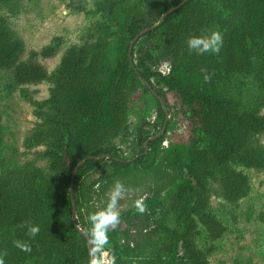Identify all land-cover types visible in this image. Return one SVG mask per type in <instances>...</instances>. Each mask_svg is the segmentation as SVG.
Listing matches in <instances>:
<instances>
[{
	"label": "trees",
	"instance_id": "16d2710c",
	"mask_svg": "<svg viewBox=\"0 0 264 264\" xmlns=\"http://www.w3.org/2000/svg\"><path fill=\"white\" fill-rule=\"evenodd\" d=\"M15 1L0 0V6ZM132 1L97 0L93 13L100 18L92 31L65 51L51 73L41 58L54 56L55 48L33 51L24 59L23 41L0 15V69L11 71L19 85L51 84L49 98L34 102L41 121L25 145L45 146L38 155L47 158L57 174L51 178L34 163L18 165L0 147V252L7 251L5 264H89L87 239L72 221L69 189L73 169L90 155L100 158L88 159L74 183L78 224L85 230L90 227L83 188L87 174L110 166L117 176L151 170L162 161L182 174L166 198L168 205L166 200L146 198L148 212L134 210L125 216L129 225L134 216L144 229V223L162 210L159 226L143 239L131 238L130 226L109 231L105 248L115 264H212L209 256L229 230L212 206V196L238 208L252 186L237 168L264 172V0H188L137 40L135 67L128 57L131 40L183 0ZM210 31L222 33L220 52L189 53L187 38ZM163 61L170 63L167 73L155 68ZM202 69L209 74L207 81ZM140 75L165 98L170 115L174 110L180 113L186 138L161 149L167 131L173 129L171 120L165 133L149 142L146 154L140 155L144 147L134 141L139 151L125 158L119 144L132 141V117L138 136L141 126L153 125V135L157 134L166 119L160 100ZM234 80L254 86L253 104L233 98L229 89ZM153 112L156 120L150 122ZM172 152L175 161L170 160ZM104 154L111 157L103 158ZM258 218L264 223V198ZM25 221L40 227L27 253L13 246L16 239L29 240L19 227ZM200 227L210 242L207 246H199ZM233 264L246 263L236 259Z\"/></svg>",
	"mask_w": 264,
	"mask_h": 264
},
{
	"label": "rangeland",
	"instance_id": "374dc122",
	"mask_svg": "<svg viewBox=\"0 0 264 264\" xmlns=\"http://www.w3.org/2000/svg\"><path fill=\"white\" fill-rule=\"evenodd\" d=\"M97 0H16L10 6H0V15L7 18L9 27L15 36L21 39L25 45L24 59L31 52H41L44 49L55 48L56 54L47 58H41L48 72H53L60 63L65 51L74 45L80 44L92 31L93 25L100 15L93 13ZM133 0L132 3H134ZM151 20V18H149ZM120 45V43L118 42ZM117 44L116 52L119 45ZM138 53H136V56ZM111 63L114 64V54H110ZM157 70L167 73L170 69L169 61H163L157 66ZM51 84L43 81L38 84L19 85L13 80V74L6 69H0V147L6 157L14 156L18 165L34 163L42 168L45 173L55 178L57 174L47 158H42L38 152L44 151L45 146L28 149L25 145L26 139L32 135L36 125L41 121L39 108L34 102H44L50 96ZM233 98H242L253 104L255 88L247 82L234 80L229 89ZM43 110L48 111V108ZM157 112H153L149 118L150 122L156 120ZM172 128L167 131L166 139L161 149H169L177 146L186 138V125L176 110L169 121ZM134 128V136L128 144H119L120 153L125 158H130L139 151L133 143L139 140L135 129L136 118L131 119ZM143 138L157 132L155 126H144ZM165 133V132H164ZM163 133V134H164ZM264 141V136H263ZM167 145V147H165ZM173 147V148H174ZM175 153L172 152L170 160L175 161ZM246 174L251 182L252 191L241 200L238 208L226 205L217 195L212 196V206L218 216L228 226L229 230L217 242L216 248L209 256L212 264H233L236 259L246 264H264V223L258 216L263 210L264 198V172L255 169L237 168ZM180 173L174 171L167 165L166 161L159 162L151 170H135L132 173L114 175L112 167L93 171L85 176L84 192L87 203L85 204L86 217L105 206L107 193L113 182L117 179L122 181L126 187L131 189L129 195L120 201L121 223L118 230L130 226L131 238L138 241L143 239L147 232L159 226L156 220L163 215L159 208L154 220L144 223L142 229L139 220L132 216L133 223L129 225L126 215L133 213L134 201L137 198H155L166 200L173 193L174 182L179 181ZM147 221V219H146ZM144 220V222H146ZM199 246H207L210 242L205 235L203 227H200ZM108 251L107 259L111 260L114 255ZM101 255V254H100ZM115 258V257H114Z\"/></svg>",
	"mask_w": 264,
	"mask_h": 264
},
{
	"label": "clouds",
	"instance_id": "9594fccd",
	"mask_svg": "<svg viewBox=\"0 0 264 264\" xmlns=\"http://www.w3.org/2000/svg\"><path fill=\"white\" fill-rule=\"evenodd\" d=\"M204 32V30H202ZM223 44V36L219 31H210L207 34L192 35L187 38L186 45L189 53L195 52L197 55L218 54ZM204 79H210L206 69ZM167 147V145H165ZM131 189L119 179L113 182V185L107 195V202L104 207L90 213L87 221L90 227L86 229L90 248H89V264H115V258L106 260L101 255L105 246L109 243V231H114L121 223V207L120 201L124 200ZM135 210L143 215L148 212V206L144 202V198L140 197L134 201ZM25 229V235L29 240L16 239L13 241V246L22 252L31 251V240L40 232V227L31 221H25L19 225ZM7 256V251L0 252V264H5L4 257Z\"/></svg>",
	"mask_w": 264,
	"mask_h": 264
},
{
	"label": "water",
	"instance_id": "95a60500",
	"mask_svg": "<svg viewBox=\"0 0 264 264\" xmlns=\"http://www.w3.org/2000/svg\"><path fill=\"white\" fill-rule=\"evenodd\" d=\"M188 0H183L179 5L177 6H173L171 8H169L168 10H166L162 16L159 18V20L154 23L153 25L151 26H148L144 29H142L130 42V45H129V50H128V57H129V61L131 63L132 66L135 65V61H134V53H133V50H134V47H135V43L137 42V40L139 38H141L143 35H145L146 33H148L149 31L157 28L158 26H160L165 18L168 16V14L176 11L177 9H179L185 2H187ZM135 67V66H134ZM140 78L141 80L144 82L145 85H147L149 87V89L152 91V93L154 95L157 96V98L160 100L163 108H164V111H165V114H166V119H165V122H164V125L162 127V129L160 130L159 133H157L156 135L150 137L149 139L146 140L145 142V151L143 153H141L140 155H144L148 152V144H149V141L151 140H154L158 137H160L161 135H163V133L165 132L166 128H167V123L170 119V112H169V108L167 106V103H166V100L165 98L155 89L153 88V86L149 83V81H147L142 75H140ZM144 126H141L140 128V136H139V143L141 144L142 142V139H143V130ZM140 155H137L136 157L138 158ZM103 158H110L111 155L110 154H104L102 155ZM100 156H88L86 158H84L83 160H81L76 166L75 168L73 169V172H72V177H71V182H70V194H71V197H72V204H73V214H72V221H73V224L76 226V228L79 230V232L85 236V238L87 239V242H88V251H89V248H90V243H89V239H88V235H87V232L84 228H82L79 224H78V212H77V206H76V202H75V199H74V183H75V178H76V175L80 169V167L82 165H84V163L88 160V159H99ZM136 158H133L131 159V161H134ZM126 161H130V160H126Z\"/></svg>",
	"mask_w": 264,
	"mask_h": 264
},
{
	"label": "flooded vegetation",
	"instance_id": "af4514ba",
	"mask_svg": "<svg viewBox=\"0 0 264 264\" xmlns=\"http://www.w3.org/2000/svg\"><path fill=\"white\" fill-rule=\"evenodd\" d=\"M159 132H160V131H159ZM159 132H158V133H159ZM155 135H156V134H155ZM139 136H140V134H139ZM153 136H154V135H153ZM150 137H152V136H150ZM150 137H148L147 139H149ZM147 139H146V140H147ZM146 140L144 141V138H143L141 144L139 143L140 146L144 147V151H145V142H146ZM138 141H139V140H138ZM149 142H150V141H149ZM148 149H149V144H148ZM144 151H143V152H144ZM148 151H149V150H148ZM143 152H142V153H143Z\"/></svg>",
	"mask_w": 264,
	"mask_h": 264
},
{
	"label": "built area",
	"instance_id": "2783aa9c",
	"mask_svg": "<svg viewBox=\"0 0 264 264\" xmlns=\"http://www.w3.org/2000/svg\"><path fill=\"white\" fill-rule=\"evenodd\" d=\"M107 255H108V251H103V252L101 253V256H102L103 258H105L106 260H108V259H107Z\"/></svg>",
	"mask_w": 264,
	"mask_h": 264
}]
</instances>
